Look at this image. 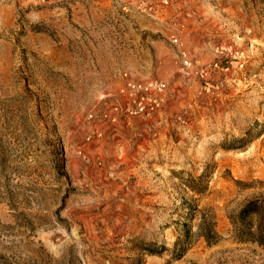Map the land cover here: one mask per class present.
Instances as JSON below:
<instances>
[{"label": "rangeland", "instance_id": "obj_1", "mask_svg": "<svg viewBox=\"0 0 264 264\" xmlns=\"http://www.w3.org/2000/svg\"><path fill=\"white\" fill-rule=\"evenodd\" d=\"M0 264H264V0H0Z\"/></svg>", "mask_w": 264, "mask_h": 264}, {"label": "built area", "instance_id": "obj_2", "mask_svg": "<svg viewBox=\"0 0 264 264\" xmlns=\"http://www.w3.org/2000/svg\"><path fill=\"white\" fill-rule=\"evenodd\" d=\"M184 66H190L187 56L182 54ZM125 83L121 93L128 100V104L124 107L119 105L113 106L114 115L108 118L115 121L118 113L126 116H134L138 114H150L160 104V99L157 95L163 93L166 89V84L162 81L138 82L130 79L127 74L124 75Z\"/></svg>", "mask_w": 264, "mask_h": 264}, {"label": "trees", "instance_id": "obj_3", "mask_svg": "<svg viewBox=\"0 0 264 264\" xmlns=\"http://www.w3.org/2000/svg\"><path fill=\"white\" fill-rule=\"evenodd\" d=\"M253 212L250 205H247L244 210L242 211L241 215L245 216Z\"/></svg>", "mask_w": 264, "mask_h": 264}, {"label": "crops", "instance_id": "obj_4", "mask_svg": "<svg viewBox=\"0 0 264 264\" xmlns=\"http://www.w3.org/2000/svg\"><path fill=\"white\" fill-rule=\"evenodd\" d=\"M104 86V85H103ZM103 87H101L100 89H102ZM104 89H106V87H104Z\"/></svg>", "mask_w": 264, "mask_h": 264}]
</instances>
